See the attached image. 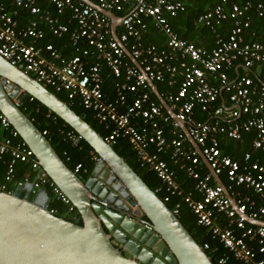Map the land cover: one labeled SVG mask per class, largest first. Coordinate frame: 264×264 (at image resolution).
Wrapping results in <instances>:
<instances>
[{
    "label": "built area",
    "instance_id": "obj_1",
    "mask_svg": "<svg viewBox=\"0 0 264 264\" xmlns=\"http://www.w3.org/2000/svg\"><path fill=\"white\" fill-rule=\"evenodd\" d=\"M44 1L54 5L60 16L69 11L68 23H63L58 16H42L36 0H10L12 6L40 16V20H29L21 27L16 13L0 4V56L45 87L65 93L70 101L79 99L80 104L95 112L96 119L110 130L105 140L111 145L119 138H126L142 166L156 172L164 184L167 193L164 202H169L171 196L183 194L175 171L161 158V154L172 149L173 163L185 169L196 181L195 193L184 195L183 200L196 215L197 223L211 229L213 236L238 261L264 264V257L257 258L259 254L264 255V225L251 224L244 217L264 222V205L259 206L248 196L238 194L237 199L233 196L236 187L245 185L264 201V165L258 160L253 161L251 153L245 154L244 162L232 159L223 153L219 140L214 137L224 134L230 139L241 140L243 131L256 130L253 148L264 153V37L262 40L247 39L252 26L250 14L255 12L258 18H264V0L257 4L221 0L218 6L201 15L197 24L209 27L216 35L215 46L209 51L180 38L173 30L170 19L186 10L181 1L97 0L96 3L91 0L109 12L128 10L121 17L122 24L117 30L119 41L112 35V20L95 7L80 0ZM228 19L233 25L225 36L217 27ZM42 20L55 38L63 39L70 34L76 54L68 57L53 43L42 44L46 37L39 25ZM147 20L166 37V49L141 44ZM73 23L74 29L70 27ZM124 48L139 62L146 75L133 64ZM102 64L117 79L113 99H109L103 90ZM232 72H236L234 79H230ZM168 76L171 82L181 77L182 83L178 92L170 93L166 101L178 120L188 125L191 137L200 146L215 174L227 177L225 186L237 207L221 185L212 183L211 172L201 174L203 161L200 155L192 145L187 146L185 133L167 111V114L163 112L164 106L151 103L147 79L164 82ZM224 92L229 95L231 104L226 119H231L232 124L195 121L194 105L199 104L202 110L208 111ZM222 113L223 110L218 109L214 115L219 117ZM242 116H248V119L237 123ZM0 120L4 129L12 127L1 113ZM162 124H171L176 129L173 140L169 141L165 136ZM43 133L47 135L48 132ZM10 134L12 138L19 135L14 128ZM69 137L75 143L80 141L79 136ZM12 138L0 141V156L10 153L13 157L7 179L13 178L18 161L31 163L38 173L41 167L33 151L25 142L15 146ZM152 147H155L154 151H151ZM95 160H99L97 154ZM82 171V164L74 169L78 175ZM48 178L44 173L41 175L34 185V194L49 184ZM51 186L59 199L70 203L54 183ZM45 209L49 210L48 204ZM178 210L177 206L173 212L178 214ZM221 216H225L229 224L223 225ZM254 241H258V250L250 246ZM203 248L207 251L211 246L207 243ZM227 260L224 256L219 264H225Z\"/></svg>",
    "mask_w": 264,
    "mask_h": 264
},
{
    "label": "water",
    "instance_id": "obj_2",
    "mask_svg": "<svg viewBox=\"0 0 264 264\" xmlns=\"http://www.w3.org/2000/svg\"><path fill=\"white\" fill-rule=\"evenodd\" d=\"M80 1L112 20V35L119 41L117 29L122 18L91 0ZM124 49L145 74L130 51ZM147 82L216 183L237 207L225 183L191 137L188 125L178 120L157 85L149 79ZM32 99L61 118L79 135V140L93 148L99 160L87 181L69 167L47 136L25 114L23 107ZM0 113L33 151L41 167L32 182L20 183L12 193L0 190V264H215L177 214L86 121V114L76 113L57 94L1 56ZM43 173L78 210L82 225L45 209L50 201L47 189L33 193ZM22 191L26 192L23 197ZM244 217L251 224L264 225L263 221Z\"/></svg>",
    "mask_w": 264,
    "mask_h": 264
},
{
    "label": "trees",
    "instance_id": "obj_3",
    "mask_svg": "<svg viewBox=\"0 0 264 264\" xmlns=\"http://www.w3.org/2000/svg\"><path fill=\"white\" fill-rule=\"evenodd\" d=\"M36 5L39 6L42 10L41 15H50L58 16L63 23H68V17L70 15L69 11H66L65 15H59L57 9L54 5L44 1L36 0ZM96 3L97 0H92ZM181 1L186 5V10L182 13H179L176 17L170 19V24L173 30L180 36V38L185 39L189 42L195 43L198 47L210 50L215 46L216 35L213 34L212 30L209 27L198 25L197 21L199 17L205 14L209 9H214L221 3V0H177ZM253 2L257 4L263 0H231V2H237L243 4L246 2ZM0 4L5 5L7 10L13 11L16 13V19L19 20L20 26L24 27L29 22V20L36 19L40 20V16L30 15L27 10L22 8H17L11 6L9 0H0ZM118 16L122 17L128 13V10L122 13L116 12ZM252 26L247 33V39L249 40H262L264 37V18H258L255 12H251ZM147 30L144 34L142 45H156L160 48H164L166 45V38L164 34L159 33L157 28L154 26L152 21L147 20ZM40 27L45 31V39L42 41V44L53 43L54 46L63 52L65 56H73L76 54V50L72 45L70 34H67L63 39L53 38L54 36L49 31V28L43 23V20L39 22ZM233 22L231 20H226L222 22L221 26H218L217 29L223 35H227L228 31L232 28ZM72 29L73 26H70ZM41 43V42H40ZM84 46V45H83ZM86 47V44H85ZM130 49V46H128ZM128 62L129 59H126ZM92 63L91 59L89 60ZM131 63V62H130ZM230 79H234L236 72L229 74ZM102 76L105 79L103 90L109 99H113L115 85L117 79L110 73V70L105 64H102ZM182 83L181 77H176L173 82L169 79V76L166 77L164 82H156L155 84L158 87L160 94L167 98L169 94H176L179 90V87ZM50 91L57 94V96L64 102H66L76 113L79 115L86 114V121L92 125L98 133H100L104 138L110 132L106 129L104 124L100 123L95 117V112L91 109L84 108L79 99L70 101L67 98L65 93H56L53 89L50 88ZM151 103L161 106L160 101L157 96L150 90ZM231 107L229 102V95L224 92L220 95L219 99L215 104H213L208 111L202 110V106L199 104L194 105V119L197 122H209L215 123L219 122L222 125L229 126L232 124L231 119H226L228 116V109ZM222 109L223 113L221 116L216 117L214 115L215 111ZM164 113L166 110L162 107ZM25 114L33 120L35 125L42 131H47V138L56 149L58 154L67 162L71 169H75L78 164H82L83 171L79 174L80 178L85 181L91 175L92 170L95 167V151L93 148L84 140H80L78 143H75L69 135L79 136L72 127L65 123L61 118L53 114L47 107L41 104L39 101L32 99L29 100L23 107ZM167 114V113H166ZM226 116V117H225ZM225 117V118H224ZM248 119V116H242L237 123H242ZM163 125L165 131V136L169 141L173 140L176 137V129L169 124ZM11 127L7 130L2 127L0 120V141L4 138L11 137ZM257 131H243L241 140L230 139L227 135L220 134L214 135L220 142V148L223 153L234 160L244 162L245 154L251 153L252 160H258L261 164L264 165V153L255 150L253 148V142L256 139ZM13 144L16 146L18 144L24 143L22 138L18 135L16 138H12ZM187 146L191 144L187 141ZM115 151L123 157L130 166L140 175V177L147 183V185L157 192L159 197L164 200L166 197L165 186L158 177L157 173L148 169L147 167L142 166L141 160L138 158L136 151L133 146L126 138H119L116 142L112 144ZM155 147L151 148V151H154ZM172 149H168L167 153L161 154V158L167 161L170 167L175 171L177 176V182L179 183L182 195H174L170 197L169 202H165L167 206L175 211L176 207H179L178 218L181 223L188 229V231L193 235L196 241L204 246L205 244H210L211 248L207 250V253L212 258L215 264H219L220 258L227 256L228 260L225 264H244L243 262L238 261L234 255L220 243V241L213 236L211 229L201 226L197 223V217L192 211V209L184 202L183 197L188 193H195L196 181L189 176L187 171L179 165H175L171 159ZM13 157L10 153L0 156V190H3L7 193H12L15 190V187L19 183L32 182L36 175L37 170L32 168L31 163L16 162L14 167V175L12 179H7L9 164L11 163ZM201 174H208L209 171L204 163L201 166ZM86 170V172H85ZM49 179V184L44 187L50 194V201L48 203L49 210H53L54 214L58 217L68 219L70 221L76 222L79 225H82V220L78 210L71 204L64 203L59 199L53 192L51 184L53 182ZM221 179L224 183L228 184V179L225 175H221ZM213 184H217L215 179L212 180ZM235 193L233 194L234 198L240 196H248L254 201L257 202L259 206L264 205V201L260 199L258 194L252 188H247L245 185L238 186L235 188ZM222 217V224H229L228 219L225 216ZM235 229V228H234ZM236 231V230H235ZM251 248L258 250V241H254L250 244ZM264 255L259 254L258 259H262Z\"/></svg>",
    "mask_w": 264,
    "mask_h": 264
},
{
    "label": "crops",
    "instance_id": "obj_4",
    "mask_svg": "<svg viewBox=\"0 0 264 264\" xmlns=\"http://www.w3.org/2000/svg\"><path fill=\"white\" fill-rule=\"evenodd\" d=\"M9 1H10V0H9ZM10 5H11V4H10ZM11 6H12V5H11ZM115 14L117 15V13H115ZM117 16H118V15H117ZM118 17H120V16H118ZM71 26L74 27L75 24L73 23V24H71ZM120 27H121V26L118 27V29H117L118 31H119ZM73 29H74V28H73ZM159 33H160V32H159ZM53 38H55V37H53ZM165 38H166V37H165ZM166 41H167V39H166ZM155 46H156V45H155ZM156 47H157L159 50L166 49V48H167V42H166V45H165L164 48H160V47H158V46H156ZM57 50H58V49H57ZM59 51H60V50H59ZM60 52H62V51H60ZM62 53H63V52H62ZM70 57H71V56H70ZM154 83H155V82H154ZM225 115L228 116V114H225ZM226 116H225V117H226ZM203 163H204V162H203ZM205 165H206V164H205ZM206 167H207V166H206ZM207 169H208V171H209V168H208V167H207ZM209 172H210V171H209ZM25 183H27V182H25ZM19 184H20V183H19ZM19 184H18V185H19ZM18 185H17V186H18ZM17 186L15 187V189L17 188ZM14 191H15V190H14ZM24 195H26V192H25V191H22V192H21V196L23 197Z\"/></svg>",
    "mask_w": 264,
    "mask_h": 264
},
{
    "label": "flooded vegetation",
    "instance_id": "obj_5",
    "mask_svg": "<svg viewBox=\"0 0 264 264\" xmlns=\"http://www.w3.org/2000/svg\"><path fill=\"white\" fill-rule=\"evenodd\" d=\"M88 178H89V177H88ZM87 180H88V179H87ZM87 180H85V181H87ZM85 181H84V182H85ZM144 220L148 221L147 218H144ZM121 250H123V253L125 254V256L130 257V255H129V253H128L127 251H125L123 248H121Z\"/></svg>",
    "mask_w": 264,
    "mask_h": 264
},
{
    "label": "rangeland",
    "instance_id": "obj_6",
    "mask_svg": "<svg viewBox=\"0 0 264 264\" xmlns=\"http://www.w3.org/2000/svg\"><path fill=\"white\" fill-rule=\"evenodd\" d=\"M32 198L34 199V197H32ZM32 198H31V199H32ZM33 199H32V200H33Z\"/></svg>",
    "mask_w": 264,
    "mask_h": 264
}]
</instances>
